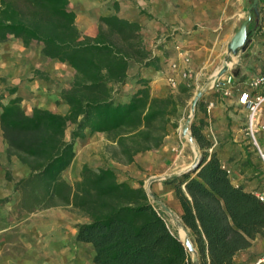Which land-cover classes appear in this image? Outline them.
Instances as JSON below:
<instances>
[{
	"label": "trees",
	"instance_id": "obj_1",
	"mask_svg": "<svg viewBox=\"0 0 264 264\" xmlns=\"http://www.w3.org/2000/svg\"><path fill=\"white\" fill-rule=\"evenodd\" d=\"M252 26L253 19L247 40ZM11 39L24 47L36 43L43 57L73 69L72 80L60 91L68 106L65 114L40 107L27 113L16 86L7 88L11 97L5 103L0 93L6 152L30 170L14 182L19 210L62 207L83 217L75 225V240L92 245L94 264H233L237 252L250 247L256 236L264 237V200L232 183L196 114L190 132L201 151L200 163L164 183L174 186L197 259L169 227L142 180L134 186L119 181L109 166L94 169L87 163L72 184L63 177L75 156V141L86 136V129L104 134L108 158L126 165L138 153L159 148L168 128L179 125L188 85L157 96L140 78L123 97L130 62L146 67L157 61L139 23L117 14L100 16L97 33L90 36L79 29L70 0H0V42ZM33 76L48 79L38 69ZM7 178L12 179L8 172Z\"/></svg>",
	"mask_w": 264,
	"mask_h": 264
},
{
	"label": "crops",
	"instance_id": "obj_2",
	"mask_svg": "<svg viewBox=\"0 0 264 264\" xmlns=\"http://www.w3.org/2000/svg\"><path fill=\"white\" fill-rule=\"evenodd\" d=\"M252 3L253 0H112L110 9L103 11L100 10V4L97 7L91 0H70V6L76 13V23L83 34L94 36L97 33L99 17L111 14L140 24L144 43L148 49L153 50L157 61L146 67L130 62L129 80L122 89L124 98L139 85L140 78L148 80L154 95L169 94L166 75L169 71L168 61L176 57L173 43L169 41L163 50H157L155 40L158 36L171 32H176L175 40L190 56L192 71L197 75L207 72L209 79L223 66L227 54L225 47L235 32V22L240 16H247ZM257 10L258 13L252 9L254 17L249 37V45H252L250 52L254 55L264 50V0H258ZM258 15L260 22L257 21ZM39 54V59L27 60L31 67L36 61L38 65L33 67L28 83L19 86L15 95L22 97L21 105L27 113L33 107H40L65 114L68 106L61 99L60 91L72 80L73 69L61 63L69 68L70 73L67 78L62 79L43 64L42 59L45 57L40 50ZM263 67L264 63L257 66L248 78ZM36 69L43 71L48 79L34 77L33 71ZM10 74L13 76L15 73ZM210 102L213 106L208 109ZM198 106L196 118L204 121L203 131L212 143L211 149L216 151L221 162L231 170L232 183L264 196V165L243 132L246 110L238 104L237 92L234 91L230 97H224L220 92L210 89L198 101ZM176 131L177 128L169 127L159 148L138 153L132 163L124 165L108 158V155L105 156L106 162H101L93 153L108 141L104 134H89L86 129V136L75 141V156L63 177L72 184L79 178L82 164L87 163L94 169L109 166L115 170L119 181H127L134 186L139 180L145 183L148 179L151 191H148L145 184L144 187L152 201L173 216L179 224L178 227L183 229L181 206L175 196L174 186L164 183L165 179L183 173L191 163L185 154L176 149ZM93 138H98L99 142L94 143ZM258 141L264 151V131L258 134ZM7 172L11 180L7 178ZM29 172V168L16 156H8L0 128V199L8 198V202L16 204L19 194L14 192V182L27 177ZM154 177L157 179L151 180ZM26 214L19 222V239L25 246V255L36 256L44 252L49 256L62 257L67 260L66 264H94L92 245L75 240V225L84 221L83 217L62 207H50ZM84 246L86 250L83 249ZM262 255L264 237L258 235L252 240L250 247L235 254L233 264H252ZM191 256L197 259L198 253Z\"/></svg>",
	"mask_w": 264,
	"mask_h": 264
},
{
	"label": "rangeland",
	"instance_id": "obj_3",
	"mask_svg": "<svg viewBox=\"0 0 264 264\" xmlns=\"http://www.w3.org/2000/svg\"><path fill=\"white\" fill-rule=\"evenodd\" d=\"M91 3L93 5H97V7L100 4V10L106 11L107 9H110L112 0H91ZM259 16L260 15L257 16L258 22H260ZM253 17L254 16L252 14V19ZM244 18H246L245 15L240 16V18L235 22L233 31L238 29ZM249 42L250 38L245 45V49L240 51L237 55L229 54L227 52V47H225L227 54L222 65H227L228 70L226 73L232 74L234 77L239 79L240 82L247 79L251 71L264 63V50L259 51L257 55L252 54L250 52L252 45H249ZM39 50L40 46L36 43L31 44L29 47H24L22 43L16 39L0 42V93L5 95L2 102H7V100L11 97V95L7 93L8 87L16 86L18 90L19 86L24 84L26 85L28 83L33 67H37L38 63L36 61V63L33 64L34 66L31 67L29 66V61L27 60L39 59ZM258 55H260V57H258ZM42 60L44 62L43 64L50 67L51 72L58 77L65 79L70 75L69 68L66 65L61 64L56 60L47 58H43ZM217 71H215L209 79H207L209 74L207 72L197 75L194 71H192V78L188 82L189 84L187 81L181 82V84L188 85L189 91L181 97L183 107L180 109L179 125L177 127V131L175 132V146L178 152H182L188 157V162H191L190 165L197 155L196 148H198V146L196 142H190L187 138L181 135L180 124H183L186 118L190 115V104L195 93L201 89L203 85L209 83ZM11 72H14L15 74L12 76L10 74ZM177 88L171 89L169 87V93H177ZM23 90L24 89H22V91ZM195 114L196 110L193 114L192 120L194 119ZM93 142L97 143L99 142V139L93 138ZM93 154L96 157H99L101 162H106L105 156L107 155V152L105 151V146H102L101 148L99 147ZM198 154L200 157V150ZM144 184L148 191H151V188L148 186V179H146ZM15 205L16 204H11L8 201L0 202V264H66L67 260L65 261L62 257L55 255L49 256L44 254V252L39 255L37 254L36 256L25 255V246L19 239V235L21 234L19 222L23 220L27 212L19 210ZM163 212L169 227L176 234L180 232L181 228L178 227L179 224L172 221V216L168 212ZM83 249L86 250L85 246Z\"/></svg>",
	"mask_w": 264,
	"mask_h": 264
},
{
	"label": "built area",
	"instance_id": "obj_4",
	"mask_svg": "<svg viewBox=\"0 0 264 264\" xmlns=\"http://www.w3.org/2000/svg\"><path fill=\"white\" fill-rule=\"evenodd\" d=\"M175 36L176 32H171L160 35L155 40V48L161 45L166 47L169 41L173 43L176 57L168 61L169 71L166 75L167 84L171 89H176L182 81L188 83L192 78L191 58L175 40ZM209 85L210 89L220 92L224 97H230L234 91L237 92V102L246 110L243 132L264 165V151L258 141V134L264 131V67L242 82L232 74L226 73L220 77L214 76ZM212 106L213 103L210 102L208 109ZM227 172L231 174L228 168ZM256 194L264 200L262 193ZM252 264H264V255L257 257Z\"/></svg>",
	"mask_w": 264,
	"mask_h": 264
},
{
	"label": "water",
	"instance_id": "obj_5",
	"mask_svg": "<svg viewBox=\"0 0 264 264\" xmlns=\"http://www.w3.org/2000/svg\"><path fill=\"white\" fill-rule=\"evenodd\" d=\"M257 3L258 0H253V3L251 4V6L248 9V13L246 18L241 22V24L239 25L238 29L234 32V34L232 35V37L230 38L229 42L227 43V52L229 54L232 55H237L240 51H243L245 49V45L247 43V38H248V26L249 23L251 22L252 19V9L254 11H256V13H258L257 10ZM227 65L222 66L216 73L215 76H222L223 74H225L227 72ZM210 85L209 83H206L205 85H203V87L201 89H199L190 104V115L186 118L185 122L181 125V135H186L189 134V141L191 142H195L194 138L191 136V132H190V124L192 122V117L193 114L195 112L196 109V105L198 103V101L201 99V97L207 92L209 91ZM199 150L198 148H196V153L197 155L195 156L194 161L192 162L191 165H189L184 172L190 171L192 169H194L195 167H197V165L200 163V157L198 154ZM157 179V177L152 178L151 180ZM162 207H164L166 210H169L167 207H165V205H162ZM184 231L186 232V237L184 239H181V237L177 234L178 238H180L184 245L187 247V249L194 255L197 254V250L193 245V242L188 234V230L187 228H185L184 226H182Z\"/></svg>",
	"mask_w": 264,
	"mask_h": 264
},
{
	"label": "bare ground",
	"instance_id": "obj_6",
	"mask_svg": "<svg viewBox=\"0 0 264 264\" xmlns=\"http://www.w3.org/2000/svg\"><path fill=\"white\" fill-rule=\"evenodd\" d=\"M229 65V64H228ZM219 70V69H218ZM183 136V135H182ZM183 137L187 138L189 140V134L184 135ZM191 142V141H190ZM194 144V143H193ZM171 217V216H170ZM172 221L175 222V218L172 216ZM181 239H184L186 237V232L184 229H181L180 232L177 233Z\"/></svg>",
	"mask_w": 264,
	"mask_h": 264
}]
</instances>
